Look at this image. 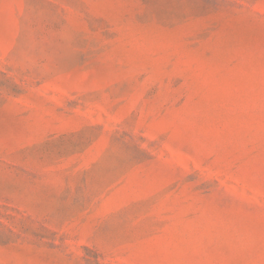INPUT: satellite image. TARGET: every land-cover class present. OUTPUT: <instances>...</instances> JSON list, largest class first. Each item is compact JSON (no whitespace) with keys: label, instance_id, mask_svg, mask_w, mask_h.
Listing matches in <instances>:
<instances>
[{"label":"rangeland","instance_id":"1","mask_svg":"<svg viewBox=\"0 0 264 264\" xmlns=\"http://www.w3.org/2000/svg\"><path fill=\"white\" fill-rule=\"evenodd\" d=\"M0 264H264V0H0Z\"/></svg>","mask_w":264,"mask_h":264}]
</instances>
